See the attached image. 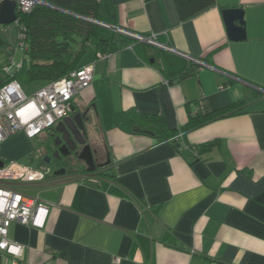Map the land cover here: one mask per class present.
I'll use <instances>...</instances> for the list:
<instances>
[{
	"label": "crops",
	"instance_id": "0c3cea01",
	"mask_svg": "<svg viewBox=\"0 0 264 264\" xmlns=\"http://www.w3.org/2000/svg\"><path fill=\"white\" fill-rule=\"evenodd\" d=\"M225 7H243L245 38L228 36ZM98 11L103 21L155 33L180 52L145 41L135 47L131 35L119 49L89 50L84 64L94 62L93 79L72 103L88 110L86 142L100 166L30 184L50 203L49 214L42 227L10 224L8 236L24 252L0 249V264H115V257L117 264H264V96H252L264 89V0H214L187 17L176 0H98ZM0 44L13 52L0 68L1 85L21 68L4 66L25 53L15 60L17 49ZM181 52L205 64L192 65ZM186 69L192 72L182 75ZM241 99L239 112L177 141H158L130 114L161 115L181 128L190 114ZM24 136L5 138L0 159L40 164L14 146Z\"/></svg>",
	"mask_w": 264,
	"mask_h": 264
},
{
	"label": "built area",
	"instance_id": "2783aa9c",
	"mask_svg": "<svg viewBox=\"0 0 264 264\" xmlns=\"http://www.w3.org/2000/svg\"><path fill=\"white\" fill-rule=\"evenodd\" d=\"M3 1V0H0ZM18 26V46H26V33L19 26V13L28 12L43 0H15ZM115 31L122 32L159 47L177 51L170 45L161 42L155 33L144 34L112 25L107 21L97 20ZM180 52V51H177ZM101 55V53H98ZM189 59L205 64L202 60L187 55ZM22 61L4 66L11 71L13 66L19 68ZM94 62L81 65L68 74L41 84L32 92H27L22 83L10 79L0 85V143L8 136L24 131L34 138L43 130L52 127L71 111L73 97L83 88L90 85L93 79ZM53 175L52 167L47 163L31 165L17 159H8L0 165V249L15 256L24 252V244L8 236L12 222H21L38 227L44 226L49 214L50 203L39 194H33L30 184H42ZM115 264L119 257H115Z\"/></svg>",
	"mask_w": 264,
	"mask_h": 264
},
{
	"label": "trees",
	"instance_id": "16d2710c",
	"mask_svg": "<svg viewBox=\"0 0 264 264\" xmlns=\"http://www.w3.org/2000/svg\"><path fill=\"white\" fill-rule=\"evenodd\" d=\"M32 10L19 13V26L26 33V46L20 76L17 73L6 80L16 78L20 82L36 81L38 84L60 78L71 70L84 64L89 50L108 52L132 42L131 36L115 31L95 21L102 20L98 11V0H43ZM183 17L190 16L201 10L214 0H176ZM140 40L135 47H144ZM5 46H9L8 44ZM190 64H196L193 61ZM186 69L182 75L192 71ZM5 81V82H6ZM252 96H264V91L253 88ZM245 99L206 114H190L189 119L181 128H172L164 117L156 114L139 113L131 110V119L140 130H152L158 141L181 139L187 131L201 126L211 120L239 112L246 104ZM41 158V156H40ZM87 168L80 166L78 172ZM95 172V171H94ZM102 173H108L102 170Z\"/></svg>",
	"mask_w": 264,
	"mask_h": 264
},
{
	"label": "water",
	"instance_id": "95a60500",
	"mask_svg": "<svg viewBox=\"0 0 264 264\" xmlns=\"http://www.w3.org/2000/svg\"><path fill=\"white\" fill-rule=\"evenodd\" d=\"M223 17L227 26L228 36L232 39H243L246 37V26L244 19L243 7H225L222 9ZM86 19L97 22V19L80 15ZM17 17L16 1L3 0L0 1V23L14 22ZM264 91V89H262ZM88 110H77L75 105L71 103V114L64 116L57 124L48 129V135L53 138L54 145L57 149L45 151L40 155L41 163H47L52 167L53 174L59 175L66 173L65 169H53L52 161L60 159L64 155L75 151L77 157L84 159L89 171H94L97 166L93 155V150L89 143H86L87 131L85 120ZM152 132L151 130H147ZM67 149V150H64ZM3 160L0 159V165ZM102 165V164H101Z\"/></svg>",
	"mask_w": 264,
	"mask_h": 264
},
{
	"label": "rangeland",
	"instance_id": "374dc122",
	"mask_svg": "<svg viewBox=\"0 0 264 264\" xmlns=\"http://www.w3.org/2000/svg\"><path fill=\"white\" fill-rule=\"evenodd\" d=\"M0 38L3 39V41L8 42L9 45L11 46V48H13L15 50L17 49L14 52V59L15 60H19L22 58V53H21L22 48L18 46V26L15 22L0 23ZM9 51H11V50L10 49L7 50L5 47H2V45L0 44V68H2L1 66L7 64L10 61V57L12 56L13 52L10 54ZM92 54H93L92 51H89L86 54L84 61L91 59ZM21 72L22 71H19V73H17L18 76L21 75L20 74ZM22 85L27 92H32L34 89H36L41 84H38V82H36V81H30V82H22ZM48 129L49 128L43 130L38 136H36L34 138H29V137L24 136L23 138L16 140L14 146H16V144H22L25 146L27 151H29L25 155H23V156H26L25 158H30V154H29L30 152H31L32 157H34V156L40 157V155L46 149ZM12 139H14V138H11L9 140H12ZM9 140H7V141H9ZM90 142H92V141H90ZM90 142L87 141L86 143L90 144ZM4 145H6L5 141H4ZM76 162L78 163L77 167H79L81 165H84V166L87 165L86 161L84 159L78 158L76 160ZM32 192H36V191L32 190Z\"/></svg>",
	"mask_w": 264,
	"mask_h": 264
},
{
	"label": "flooded vegetation",
	"instance_id": "af4514ba",
	"mask_svg": "<svg viewBox=\"0 0 264 264\" xmlns=\"http://www.w3.org/2000/svg\"><path fill=\"white\" fill-rule=\"evenodd\" d=\"M69 114H71V112H69L67 115ZM53 138L54 137L47 135V144H48L47 151H50L51 149L53 150L57 149V146L54 145ZM64 150L67 149L64 148ZM77 159H78L77 154L75 153V151H72L68 155L62 156L60 159H54L52 161L53 169H65L66 173L71 171L72 172L78 171L80 166L77 167L78 165V163L76 162Z\"/></svg>",
	"mask_w": 264,
	"mask_h": 264
}]
</instances>
